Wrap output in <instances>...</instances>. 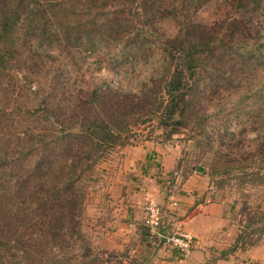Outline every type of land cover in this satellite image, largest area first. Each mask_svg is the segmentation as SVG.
<instances>
[{
	"label": "trees",
	"instance_id": "16d2710c",
	"mask_svg": "<svg viewBox=\"0 0 264 264\" xmlns=\"http://www.w3.org/2000/svg\"><path fill=\"white\" fill-rule=\"evenodd\" d=\"M80 53L142 81L123 93L81 78L72 91ZM0 80V264H103L82 232L78 184L158 113L172 130L218 120L212 142L228 148L251 125L242 160L215 162L223 174L257 165L242 179L264 181V0H0Z\"/></svg>",
	"mask_w": 264,
	"mask_h": 264
},
{
	"label": "rangeland",
	"instance_id": "374dc122",
	"mask_svg": "<svg viewBox=\"0 0 264 264\" xmlns=\"http://www.w3.org/2000/svg\"><path fill=\"white\" fill-rule=\"evenodd\" d=\"M214 11L215 6H211L202 17L208 18ZM169 29L170 26L167 27ZM75 58L78 63L76 68L83 70L71 68L67 73L72 91L79 90L81 78L94 77L100 82L107 80L112 87L123 93L142 81V75L120 74L103 54L80 53ZM10 71L8 76L24 81V70L13 68ZM3 85L0 82V89ZM37 86L38 83L34 82L33 88L37 89ZM30 103L34 101L31 100ZM149 117L152 116L147 118ZM160 117L158 113L150 122L132 124L130 131L124 134L121 141L123 144L111 148L92 170L83 175L78 184L85 193L82 232L86 244L91 247L92 257L101 258L103 264H149V254H153L154 247L159 248L148 234L144 214L142 219H136L133 223L131 219H127L126 213L133 189H137V185L132 184L135 171L144 163L146 155H151L156 160L158 171L160 169L163 173V169L167 167V174L161 175L163 188L168 187L166 190L173 192L172 185H175L177 178L185 180L191 175L207 177L209 201L224 207V222L215 230L212 242L218 248L208 251L209 264H264V181L245 182L242 179L247 170H251V174L260 169L257 165L244 169L243 165L247 167L248 164L237 162L228 174H223L215 162L219 156L217 152H222V155L228 153L233 159L242 160V156L249 152L248 145L256 135L252 126L246 125L244 135H240L232 142L233 147L228 148L221 146L219 140L212 142L218 138L211 133L213 128L222 126V122L218 120L210 119L208 123L201 125L199 120L190 117L183 120L177 130H172L171 127L165 128L160 124ZM221 119L226 121L227 117L221 115ZM232 121L229 120L231 130L238 131L239 124ZM150 161L148 159L147 164H151ZM159 206L166 228L180 221L177 202L168 201ZM144 209L146 213V206L142 211ZM116 220L122 223L118 224ZM123 224H126L124 230L121 227ZM122 231L123 234L120 235Z\"/></svg>",
	"mask_w": 264,
	"mask_h": 264
},
{
	"label": "crops",
	"instance_id": "0c3cea01",
	"mask_svg": "<svg viewBox=\"0 0 264 264\" xmlns=\"http://www.w3.org/2000/svg\"><path fill=\"white\" fill-rule=\"evenodd\" d=\"M148 159H151V164H147ZM155 161L151 155H146L144 163L135 171V179L132 184L137 185L133 186L137 189H133L134 192L130 196L131 202L129 201L128 208H126L127 219H131L134 223V220L142 219V214L145 219V209L142 211V208L149 202H157L162 205L168 201L177 202V215L185 225L183 230L195 237V243L186 257H181L178 251L169 245H156L159 248L154 247L153 254H149V264H209L207 261L209 259L208 251L211 248H218L212 242L216 234L215 230H218V227L224 222V207L209 201L207 177L191 175L185 180L177 178L175 185H172L174 186L173 192L166 190L168 187L163 188L161 175L167 174V167L165 166L162 173L160 169L159 171L156 169ZM121 227L122 230L126 229V224ZM122 234L123 231L120 235Z\"/></svg>",
	"mask_w": 264,
	"mask_h": 264
},
{
	"label": "built area",
	"instance_id": "2783aa9c",
	"mask_svg": "<svg viewBox=\"0 0 264 264\" xmlns=\"http://www.w3.org/2000/svg\"><path fill=\"white\" fill-rule=\"evenodd\" d=\"M162 218V210L159 204L149 202L146 206L145 224L153 242H156L157 245H169L177 250L182 257H186L194 246V237L183 230L181 221L173 223L170 228H166Z\"/></svg>",
	"mask_w": 264,
	"mask_h": 264
}]
</instances>
